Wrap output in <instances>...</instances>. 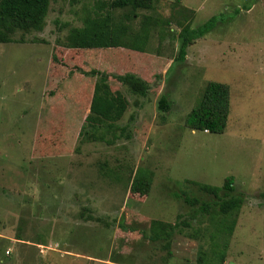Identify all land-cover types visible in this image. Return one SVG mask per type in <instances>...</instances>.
<instances>
[{"label":"rangeland","instance_id":"1","mask_svg":"<svg viewBox=\"0 0 264 264\" xmlns=\"http://www.w3.org/2000/svg\"><path fill=\"white\" fill-rule=\"evenodd\" d=\"M102 1L111 0H51L41 30L0 43V264H264V0H159L149 12L173 22L151 28L143 52L65 47L68 28ZM213 16L214 28L177 61L181 26ZM92 68L153 83L141 97L108 79L127 100L116 124L128 136L80 135L96 77L79 69ZM209 81L229 89L220 134L184 122ZM161 95L168 111L158 109ZM137 170L150 178L147 195L129 192ZM230 175L243 201L224 236L174 192L209 200L190 182L220 187ZM154 220L179 223L166 246L148 238ZM213 231L224 249H212ZM221 250L219 262L212 251Z\"/></svg>","mask_w":264,"mask_h":264},{"label":"trees","instance_id":"2","mask_svg":"<svg viewBox=\"0 0 264 264\" xmlns=\"http://www.w3.org/2000/svg\"><path fill=\"white\" fill-rule=\"evenodd\" d=\"M50 1L0 0V43L13 42V35L18 31L27 33L32 30H41ZM158 1L111 0L110 2H98L85 12L80 26L68 28L63 45L67 48L93 50L122 47L132 51L143 52L151 28L157 29L160 24L169 26L173 22L171 18H165L159 14L149 12L154 10ZM115 9H124L126 12L121 13L119 18L115 19L112 14ZM139 10L141 11L140 13ZM143 10L144 12H142ZM188 10L187 8H182L183 14L193 13ZM137 17H140V21L138 28H135L133 22ZM215 21L216 17L213 16L195 28L190 27L187 22L181 26L177 34V61L182 62L185 60L187 48L195 40L211 31L214 28ZM114 38L118 40L117 45L114 43ZM79 72L96 77L92 89L89 112L85 117V124L81 127L80 135L95 138L97 137L95 132L99 129H103L104 132L119 129L122 134L128 136V125L116 124L127 107V100L121 91L110 88L108 79L109 77L114 78L119 84L126 86L130 93L141 97H144L149 92L153 83L146 81L137 73L131 71L109 73L92 68L89 71L79 69ZM158 109L162 111L169 110V102L164 95H161L158 99ZM228 113V86L221 82L209 81L204 88L199 103L187 113L184 122L186 127L191 130L220 134L225 130ZM133 118L132 116L131 119ZM85 127H88L91 132H88ZM190 183L198 186L204 192L203 194L209 196V200H200L196 195H189L185 190L174 192V196L181 198L189 206L198 205L197 209L202 214L210 215V218L213 219L211 221L215 222L218 235H231L235 227L237 212L243 201L242 197L235 193L233 177L231 175L227 176L220 187L194 181ZM150 184L149 176L137 170L129 181L128 189L130 194L133 195H147L150 190ZM180 223L189 224L185 220H181ZM178 224V222L170 224L154 220L151 222V232L148 238L152 241L163 239L166 246ZM214 231L210 234L211 240L214 239L211 242L212 249H219L220 244H223L224 249L226 247L225 242L215 239ZM212 252L217 254L219 262L223 260V250ZM204 260L205 254L201 253L198 257V263H202Z\"/></svg>","mask_w":264,"mask_h":264},{"label":"crops","instance_id":"3","mask_svg":"<svg viewBox=\"0 0 264 264\" xmlns=\"http://www.w3.org/2000/svg\"><path fill=\"white\" fill-rule=\"evenodd\" d=\"M188 49V48H187Z\"/></svg>","mask_w":264,"mask_h":264}]
</instances>
